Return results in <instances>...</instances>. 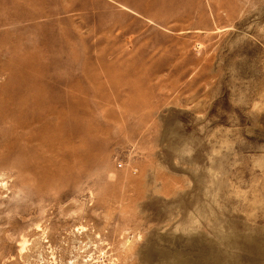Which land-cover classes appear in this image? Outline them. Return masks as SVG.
I'll use <instances>...</instances> for the list:
<instances>
[{
    "label": "rangeland",
    "instance_id": "1",
    "mask_svg": "<svg viewBox=\"0 0 264 264\" xmlns=\"http://www.w3.org/2000/svg\"><path fill=\"white\" fill-rule=\"evenodd\" d=\"M0 264H264V0H0Z\"/></svg>",
    "mask_w": 264,
    "mask_h": 264
}]
</instances>
